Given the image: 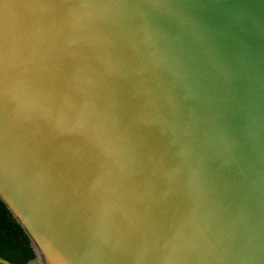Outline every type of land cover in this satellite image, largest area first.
<instances>
[{"label":"water","instance_id":"water-1","mask_svg":"<svg viewBox=\"0 0 264 264\" xmlns=\"http://www.w3.org/2000/svg\"><path fill=\"white\" fill-rule=\"evenodd\" d=\"M0 199L24 264H264V0H0Z\"/></svg>","mask_w":264,"mask_h":264},{"label":"trees","instance_id":"trees-1","mask_svg":"<svg viewBox=\"0 0 264 264\" xmlns=\"http://www.w3.org/2000/svg\"><path fill=\"white\" fill-rule=\"evenodd\" d=\"M0 255L8 258L14 264H24L34 257L28 236L1 199Z\"/></svg>","mask_w":264,"mask_h":264}]
</instances>
